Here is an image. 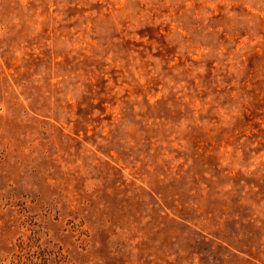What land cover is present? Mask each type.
Listing matches in <instances>:
<instances>
[{
  "label": "rangeland",
  "instance_id": "374dc122",
  "mask_svg": "<svg viewBox=\"0 0 264 264\" xmlns=\"http://www.w3.org/2000/svg\"><path fill=\"white\" fill-rule=\"evenodd\" d=\"M0 264H264V0H0Z\"/></svg>",
  "mask_w": 264,
  "mask_h": 264
}]
</instances>
